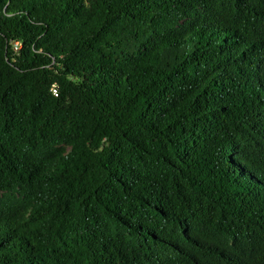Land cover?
Returning a JSON list of instances; mask_svg holds the SVG:
<instances>
[{
  "label": "trees",
  "instance_id": "trees-1",
  "mask_svg": "<svg viewBox=\"0 0 264 264\" xmlns=\"http://www.w3.org/2000/svg\"><path fill=\"white\" fill-rule=\"evenodd\" d=\"M0 264H264V0H0Z\"/></svg>",
  "mask_w": 264,
  "mask_h": 264
}]
</instances>
